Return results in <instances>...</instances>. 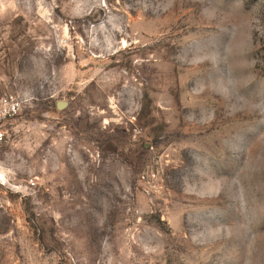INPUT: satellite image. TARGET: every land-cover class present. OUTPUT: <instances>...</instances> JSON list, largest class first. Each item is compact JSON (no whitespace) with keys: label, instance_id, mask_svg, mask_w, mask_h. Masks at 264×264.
Here are the masks:
<instances>
[{"label":"rangeland","instance_id":"obj_1","mask_svg":"<svg viewBox=\"0 0 264 264\" xmlns=\"http://www.w3.org/2000/svg\"><path fill=\"white\" fill-rule=\"evenodd\" d=\"M0 264H264V0H0Z\"/></svg>","mask_w":264,"mask_h":264},{"label":"built area","instance_id":"obj_2","mask_svg":"<svg viewBox=\"0 0 264 264\" xmlns=\"http://www.w3.org/2000/svg\"><path fill=\"white\" fill-rule=\"evenodd\" d=\"M21 108V99L13 93L0 96V143L5 137L3 123L14 117Z\"/></svg>","mask_w":264,"mask_h":264}]
</instances>
